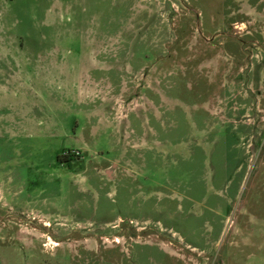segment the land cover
<instances>
[{
  "label": "rangeland",
  "instance_id": "obj_1",
  "mask_svg": "<svg viewBox=\"0 0 264 264\" xmlns=\"http://www.w3.org/2000/svg\"><path fill=\"white\" fill-rule=\"evenodd\" d=\"M0 264H264V0H0Z\"/></svg>",
  "mask_w": 264,
  "mask_h": 264
}]
</instances>
